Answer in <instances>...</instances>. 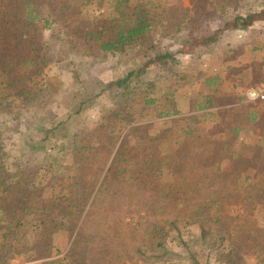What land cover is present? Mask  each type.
Returning a JSON list of instances; mask_svg holds the SVG:
<instances>
[{"label": "trees", "instance_id": "trees-1", "mask_svg": "<svg viewBox=\"0 0 264 264\" xmlns=\"http://www.w3.org/2000/svg\"><path fill=\"white\" fill-rule=\"evenodd\" d=\"M237 1L208 0L210 11L222 17L223 25L212 35L202 36L191 9L173 10L171 0H0V141L8 123L14 132L21 129L15 114L19 103L50 93L41 30L60 26L83 37V58H96V64L111 55L134 66L122 79L104 84L82 73L84 63L80 68L81 63L72 60L71 88L57 95L68 110L66 120L45 131L42 147L61 141L64 137L57 128L63 129L98 99H108L111 106L100 108L101 121L95 129L82 126L81 134H71L80 156L69 169L47 168L50 177L58 180L60 190L55 196H35L42 174L23 162L6 165L1 157L0 264L16 256L47 260L45 264H136L149 248L161 252L157 258L163 259L170 255L167 235L175 233L178 238L179 224L201 217L199 238L192 242L195 253L190 252L189 242H182L193 264H200L199 255L209 259L227 243L230 259L235 248L242 250L243 260L237 264H264V230L245 229L233 214L235 207L256 206L254 193L245 194L246 182L264 179V129L258 128L264 120V110L258 107L264 102L250 103L239 92L226 98L217 78L199 80L197 86L180 72L175 59L217 43L225 31H246L255 22H264V6L240 15ZM246 1L254 7L256 0ZM188 2L194 6L196 0ZM166 37L180 44V49H161ZM135 60L143 66L136 69ZM137 71H148L154 79L143 80ZM191 84L198 91L188 99L193 102L191 108L183 110L180 91ZM236 95L241 96L240 102ZM114 98L120 101L113 104ZM150 108L157 110L156 119L172 118L168 131L174 141L168 142L167 137L163 144L159 134L148 131L152 124L138 121ZM211 126L228 128L230 139L244 131L257 132L261 149L249 163L238 162L234 155L227 158L217 147L201 142L205 128ZM124 139H132L146 158L133 166L128 180L119 179L120 171H114L123 155H116L113 148ZM0 155H4L1 143ZM98 156L108 163L105 170L93 168ZM147 160L162 173L177 175L172 190L148 185ZM227 160L229 164H224ZM56 257L58 261L52 260Z\"/></svg>", "mask_w": 264, "mask_h": 264}, {"label": "rangeland", "instance_id": "rangeland-1", "mask_svg": "<svg viewBox=\"0 0 264 264\" xmlns=\"http://www.w3.org/2000/svg\"><path fill=\"white\" fill-rule=\"evenodd\" d=\"M173 3V10L176 7L190 8L192 14L195 16L194 21L201 25V35L210 36L214 32L221 29L223 23L219 21L222 17L219 14L213 15L210 11L209 4L206 0H196L194 6H191L188 0H171ZM264 6V0H256L254 7L250 6L246 0L237 1V12L240 15H244L248 12H252L257 7ZM262 28H264V23ZM40 43L43 44L45 50L46 67L45 76L47 85L53 88L52 91L45 98H39L27 103H19L15 107V114L18 116L22 127L19 132H14L10 129V124H7L5 134L2 137L3 154L0 155L6 165H10L14 162H23L25 165L32 167L42 174L40 183L36 184L38 193L35 196H41L42 198H51L59 192L58 180H53V176L47 171V168L53 169H69L75 160L79 159V145L72 144L71 134L77 131L81 134L84 129L93 130L91 126L100 124V121L96 123L97 117L100 116V108H108L111 106V101L106 98L98 99L95 104L86 107L84 113L76 118H72L69 122L64 124V128H57L59 135L64 137L61 141H49L44 146L40 144L45 136L46 128L55 126L59 121L66 120V110L63 106L62 100H59L58 95H62L61 91L69 90L72 84L71 68L74 65L73 61H78L84 66L83 74L92 76L96 80H100L104 84H110L113 81L122 79L128 72L134 69L132 61H121L115 57L109 55L107 60L102 64H96L98 61L96 58L87 57L83 58L82 48H84V38L81 36H75L69 29L55 26L51 31H40ZM224 38L219 37L220 44L215 49L214 45L204 46L198 50H193L190 54L176 55V66L186 77L193 79L198 86L199 80H204L210 76L211 71L209 67L213 64L218 71H222V59H223V44L228 42L230 38L228 35H224ZM264 40V39H263ZM180 44H177L171 37H166L161 44L162 48H167L170 52L179 50ZM76 48L80 50H75ZM91 52L95 53L94 46H91ZM244 49V45L242 46ZM227 51L225 50V53ZM248 52V53H247ZM250 56V51L246 50L245 57ZM88 59H87V58ZM210 59L208 61L207 59ZM213 58V60H211ZM73 60V61H72ZM83 60V61H82ZM93 61L92 64L86 63V61ZM132 60V59H131ZM218 64L216 65L215 61ZM136 61V60H135ZM75 62V63H78ZM136 69L143 66L142 61H136ZM215 70V69H214ZM62 71V72H61ZM66 71V73H63ZM137 76L143 78V80H152L154 77L150 75L148 71H137ZM57 84L59 85L57 87ZM56 85V87H55ZM191 84V86L180 91V102L183 110H189L192 106L191 101L188 99L192 96L195 97L198 87ZM48 86V87H50ZM222 86V87H221ZM220 91L222 95L228 97L231 85L221 82ZM192 87V91H191ZM223 88V90H221ZM60 89V90H59ZM59 90V91H58ZM220 97V96H219ZM240 95H238V102ZM230 98V97H228ZM119 99H112L113 104H117ZM242 104V103H241ZM245 104V103H244ZM259 110H264V105L258 107ZM91 109V110H89ZM77 108H72V112H75ZM261 111V112H262ZM157 110L154 108L147 109L144 112L142 118L138 121H143L152 124L148 131L151 135L159 134L163 139V144L167 142V137L170 136L169 129L171 127L172 118L156 119ZM263 113V112H262ZM232 115V114H231ZM231 117V116H230ZM230 117L226 121V125L229 123ZM92 119H95L94 121ZM262 121V122H261ZM258 128L264 129V120L262 119ZM240 124V123H239ZM83 126V127H82ZM228 126V125H227ZM97 127V126H96ZM95 127V128H96ZM94 128V129H95ZM210 128V129H209ZM205 128V133L201 142L205 145H211L217 147V151H223V154L231 158L233 155L240 163H249L252 158L260 151L262 141L259 139L256 133L251 131H244L238 135L235 139H230L231 133L228 128ZM214 128V129H212ZM260 133V132H258ZM25 135L26 137H23ZM28 139V140H27ZM174 141V136L168 138V142ZM39 144L38 146L34 145ZM72 144L71 149H65L63 152H59L63 146L69 147ZM91 144V143H90ZM37 148V149H35ZM113 149L116 151V155L122 154L121 160H119L118 166L114 171H120L117 173L118 178L121 180L130 179L133 166L135 167L141 161L146 160L143 151L138 148L132 139H124V143L119 147L115 146ZM2 157V158H1ZM75 158V160H74ZM230 160L224 162L229 164ZM93 162V168L101 166V170H105L108 167V163H103V157L98 156L96 161ZM148 169L146 171L147 182L150 187H166L168 190H172L174 182L177 180L175 175L162 173L159 169L152 164L149 160L146 161ZM226 166V165H225ZM226 168V167H225ZM84 169V167H83ZM16 172V169L13 168ZM85 171V169H84ZM86 172V171H85ZM53 180V181H52ZM57 182V183H55ZM259 186L256 190H253V186ZM245 194L253 196V201L256 206L251 207H235L233 208V214L240 219V223L247 230H255L261 228L264 230V179L256 178L246 182ZM39 192H41L39 194ZM202 211V210H201ZM204 223V218H198L195 222L188 221L187 219L178 225L180 236L175 233L168 234L165 240V246L170 255L165 256L163 259H158L157 254H161L154 249L149 248L146 257H143L136 264H193L186 252V247L182 245V242H189L191 247L190 252L195 253L193 243L200 235V226ZM228 243L225 245V250L220 249L219 252H214L209 259L199 255L197 257L200 264H236L243 260L242 250L237 252L235 248L234 259H230L227 255ZM60 257L52 258L54 261H58ZM247 261V258H246ZM250 263H253L252 259H248ZM47 260H26L22 256H16L8 264H45ZM131 264V263H129Z\"/></svg>", "mask_w": 264, "mask_h": 264}, {"label": "crops", "instance_id": "crops-1", "mask_svg": "<svg viewBox=\"0 0 264 264\" xmlns=\"http://www.w3.org/2000/svg\"><path fill=\"white\" fill-rule=\"evenodd\" d=\"M219 21H222V19ZM263 23V21H258L246 31H225L220 36V39L224 38V35H228L230 38L228 42L223 44L222 71H218L212 64L209 67L211 73L208 76L218 79V87L219 85L221 86V82L226 84L230 83L231 88L227 95L228 97L234 93L237 94L238 92L242 93L241 95H243L244 91L254 85L260 78V73L264 64ZM220 39L217 41L219 44ZM213 45L215 49H217L219 46L218 43ZM243 45L244 49L242 48ZM225 50L227 51L226 53ZM246 50L250 51V56L244 58ZM207 60L210 61L209 58ZM211 60H213V58ZM215 63L216 65L218 64L217 60ZM63 73H66V71H63ZM58 86L59 85L57 84V87ZM49 90L52 91L53 88L50 86ZM221 90H223V88ZM236 98H238V95H236ZM92 120L94 121L95 119ZM99 121H101L100 116L97 117L96 123ZM98 125L99 124H95L94 126L90 125V127L91 129H94ZM46 129L49 130L50 128Z\"/></svg>", "mask_w": 264, "mask_h": 264}, {"label": "built area", "instance_id": "built-area-1", "mask_svg": "<svg viewBox=\"0 0 264 264\" xmlns=\"http://www.w3.org/2000/svg\"><path fill=\"white\" fill-rule=\"evenodd\" d=\"M245 100L250 103L264 102V66L259 80L244 91Z\"/></svg>", "mask_w": 264, "mask_h": 264}]
</instances>
